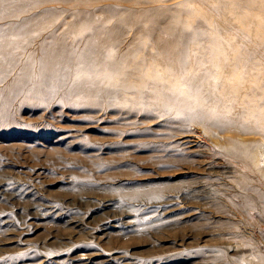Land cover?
Returning a JSON list of instances; mask_svg holds the SVG:
<instances>
[{
    "label": "rangeland",
    "instance_id": "rangeland-1",
    "mask_svg": "<svg viewBox=\"0 0 264 264\" xmlns=\"http://www.w3.org/2000/svg\"><path fill=\"white\" fill-rule=\"evenodd\" d=\"M155 11L138 18L111 0L0 3V264H239L253 246L226 201L242 189L192 151L197 139L207 144L201 128L185 138L173 115L124 120L104 107L94 76L87 96L75 89L92 74L96 31L106 44L116 31L146 35L166 19ZM44 46L50 65L40 64Z\"/></svg>",
    "mask_w": 264,
    "mask_h": 264
},
{
    "label": "bare ground",
    "instance_id": "bare-ground-1",
    "mask_svg": "<svg viewBox=\"0 0 264 264\" xmlns=\"http://www.w3.org/2000/svg\"><path fill=\"white\" fill-rule=\"evenodd\" d=\"M111 1L138 18L156 10L166 19L150 25L153 30L144 25L151 35L139 28L116 31L107 44L96 31L92 74L80 77L75 89L87 96L86 79L94 76L93 88L104 99V107L118 106L116 110L127 114L122 115L124 120L133 117L154 125L159 117L173 115L186 127L185 138L192 132L190 126L201 128L207 144L202 146L197 139L193 145L199 149L192 151L206 161L211 173L223 169L242 189L239 198H228L236 191L225 193L229 207L245 220L243 244L253 245L240 249L239 264H264V0H168L169 5L156 4L158 0ZM42 50L40 64L50 65L48 47ZM220 155L226 158L221 166L216 164Z\"/></svg>",
    "mask_w": 264,
    "mask_h": 264
},
{
    "label": "snow or ice",
    "instance_id": "snow-or-ice-1",
    "mask_svg": "<svg viewBox=\"0 0 264 264\" xmlns=\"http://www.w3.org/2000/svg\"><path fill=\"white\" fill-rule=\"evenodd\" d=\"M0 3H3V0H0Z\"/></svg>",
    "mask_w": 264,
    "mask_h": 264
}]
</instances>
